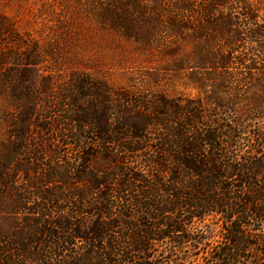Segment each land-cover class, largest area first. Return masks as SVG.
I'll return each mask as SVG.
<instances>
[{"label":"trees","instance_id":"1","mask_svg":"<svg viewBox=\"0 0 264 264\" xmlns=\"http://www.w3.org/2000/svg\"><path fill=\"white\" fill-rule=\"evenodd\" d=\"M86 2L182 89L65 75L0 11V264H264V0Z\"/></svg>","mask_w":264,"mask_h":264},{"label":"rangeland","instance_id":"2","mask_svg":"<svg viewBox=\"0 0 264 264\" xmlns=\"http://www.w3.org/2000/svg\"><path fill=\"white\" fill-rule=\"evenodd\" d=\"M88 3L86 0H0V11L14 15L21 29L39 36L52 57V66L65 75L80 71L113 88L125 86L138 93L172 94L182 89L174 74L165 69L164 43L159 40L143 47L119 32L105 29ZM42 4L46 8L40 10Z\"/></svg>","mask_w":264,"mask_h":264}]
</instances>
